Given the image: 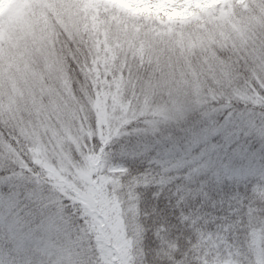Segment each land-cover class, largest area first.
<instances>
[{"label":"rangeland","instance_id":"obj_1","mask_svg":"<svg viewBox=\"0 0 264 264\" xmlns=\"http://www.w3.org/2000/svg\"><path fill=\"white\" fill-rule=\"evenodd\" d=\"M33 2L34 0H14L0 14V39L6 35L11 38L16 32H25L31 28ZM213 13L215 12H207L212 21L230 24L234 31L244 36L242 43L223 59L216 51H211V56L217 62V71L221 75L217 83L231 89L232 95L229 97L249 104L244 109H228L237 116H242L243 126L248 134L242 135L240 139V152L230 157L231 163L226 175L260 177L264 175L262 134L264 114L254 107L256 105L264 107V94L253 90L252 80L244 82L235 75L232 66L234 64L246 66L252 59L259 57L264 49L259 47V41L252 44L251 40H248L242 30L241 18L231 5L221 6L219 16H213ZM114 19L118 25L123 26L120 30L124 40L137 53V56L133 57L137 66L133 67L126 57H122L123 63L119 65L116 78L113 79V73L108 65L116 63L117 57L107 54L112 46L108 44V33L105 32L103 43L98 42L101 55L94 61V68L84 69L85 72L94 73L92 81L94 93L89 101L94 114L90 122L85 105L80 102L78 95L71 92L70 86L64 89L67 97L58 100V105H63L67 118L63 123L61 137L55 142L49 138L46 143L41 132L28 124L23 113L17 114L11 107L0 103V121L15 127L16 132L25 138L28 151L39 165L42 174L39 177L28 175L0 177V200L3 201V210L0 211L1 244L7 241L8 233L10 239L15 241L18 255L24 254V246L30 241L38 250L54 259L55 264H77L76 259L79 257L82 263L83 260H88L87 264H93L95 257L89 259L82 251L83 235L91 233L101 250L104 264L139 263L141 248L137 195L122 182V177L129 175L126 161L134 160L132 156L135 157L138 150L140 155L141 149L148 147L145 144L147 141L152 143L159 133L166 134V145H163L158 160L165 173L180 171L186 167L185 153L192 142V137L190 134V140L181 143L179 133L176 132L191 133L193 127L213 120H224L226 111L220 110L219 107L211 109H204L202 105L188 107L177 100L172 103L171 108L167 104L157 107L152 112V119L138 120L134 127L122 129L124 124L148 114L142 111L129 118L128 109L121 102L120 89L127 79L139 77L141 74L145 80L148 79L146 70L155 61V57L150 55L152 46L157 43H172L180 52L193 56L197 49H203L205 45L203 37L195 32L186 31L194 20L191 23L160 24L164 27L154 26L152 37H143L140 35L141 26L134 22L139 17L126 14L123 20L119 17ZM203 19L204 17L199 21ZM256 22L259 23L258 18ZM200 27L203 28L205 25L201 23ZM212 78L216 79L215 72L212 73ZM80 91L83 96L89 95L85 89ZM212 97L215 98V93ZM153 101L152 93L145 92L143 95L145 109L149 108ZM198 111L200 115L197 114ZM40 127L41 130L47 128L44 124ZM94 139L102 144L100 150L94 148L92 144ZM256 141L259 142V147ZM136 147L138 150H133ZM48 153H51V158ZM73 178L85 189L78 198V203L89 223L84 227L81 236L75 235L82 230L74 228L71 216L64 212L66 203L69 204L71 199L65 198V188L69 185L75 187ZM9 189L23 193L18 197L21 202L20 208L12 215L8 212L9 201L3 196ZM30 192L40 193L39 202L34 198H26ZM88 197L96 201L95 210L86 204ZM25 205L29 207L25 209ZM69 206L73 208L71 204ZM37 207H42L44 212L40 216L25 219L29 212ZM21 209L25 210L21 212ZM252 241L256 264H264V223L254 232ZM113 242L116 244L115 249L111 247Z\"/></svg>","mask_w":264,"mask_h":264},{"label":"clouds","instance_id":"obj_2","mask_svg":"<svg viewBox=\"0 0 264 264\" xmlns=\"http://www.w3.org/2000/svg\"><path fill=\"white\" fill-rule=\"evenodd\" d=\"M157 2L148 0L150 6ZM237 8L242 30L248 40L252 44L259 41V47L264 49V0L250 3L247 12H240L239 6ZM218 9L219 6L213 16L220 15ZM31 11V28L28 31L0 39V103L11 107L17 114L23 113L28 124L41 132L46 143L49 138L55 142L61 137L67 118L63 105H58V100L68 95L64 91L66 86H70L71 92L78 95L85 105L88 122L93 117L89 101L94 93V73L85 72L84 69L94 68V61L101 55L99 43H103L104 33H108V44L112 46L107 54L117 57L116 63L108 65L113 79L123 63L122 57H126L133 67L137 66L133 60L137 53L124 40L120 30L123 26L114 19H125V11L110 0H34ZM194 11L204 19L195 21L186 31L203 37L205 47L197 49L195 55L188 56L172 43L154 44L150 55L155 57V61L146 70L148 79L145 80L141 74L127 79L120 89L121 102L128 109L129 118L146 111L148 114L140 117V120L152 119V112L157 107L167 104L171 108L177 100L188 107H218L227 103V97L232 95L231 89L217 83L221 75L211 51H216L223 59L242 43L244 36L234 31L230 24L214 22L207 13L198 9ZM161 16L167 19L163 14ZM134 22L141 26L140 35L143 37H152L154 26L164 27L154 18L150 22L145 15ZM201 23L205 27L201 28ZM232 71L244 82L252 80L253 90L264 94V51L246 66L234 64ZM213 72L216 79L212 78ZM81 89H85L89 95L83 96ZM148 91L154 96V101L145 109L143 95ZM213 93L215 98L212 97ZM41 124L47 126L46 130H41ZM134 126L130 125L129 128ZM11 130L17 131L15 127ZM48 156L51 158V153ZM73 182L75 187L65 188V198H71L69 204L75 209L70 214L72 225L82 230L75 233L81 236L89 223L78 203L85 189L74 178ZM83 238L84 254L89 259L95 257L93 264H104L101 250L92 234H84ZM111 247L116 248L115 242Z\"/></svg>","mask_w":264,"mask_h":264},{"label":"trees","instance_id":"obj_3","mask_svg":"<svg viewBox=\"0 0 264 264\" xmlns=\"http://www.w3.org/2000/svg\"><path fill=\"white\" fill-rule=\"evenodd\" d=\"M13 1L0 0V14ZM110 2L120 5L128 16L140 18L145 15L150 22L154 18L159 24H182L203 18L194 9L207 13L216 12L217 6L231 5L238 15L237 6L240 12H247L250 3L261 0H158L154 6H150L148 0ZM161 14L167 19H163ZM248 106L240 99L227 97V103L218 107L225 112L230 108L244 109ZM254 108L264 114L263 106ZM138 120L140 118L124 124L122 129L129 128ZM11 129L10 125L0 121V177L41 176L40 167L29 153L25 138ZM177 133L181 143L190 140L191 133ZM166 137V134L159 133L152 143H145L148 147L141 149L139 145L140 155L137 147L134 148L138 150L135 157L132 156L135 159L126 161L129 175L122 177L124 186L137 195L141 248L137 264H256L252 238L264 223V175H225L223 182L217 184L215 177L209 174L205 179L211 183L203 190L210 197L206 199L200 188L199 175H194L189 181L186 167L170 173L162 169L158 159L163 145H166ZM92 144L95 149H101L100 141L94 139ZM86 204L94 210L97 207L92 197H88ZM74 210L66 203V214L70 215ZM7 236L5 244H1L0 239V264H55L54 259L30 241L24 246V254L18 255L15 241L8 233ZM76 261L77 264L88 262L83 260L82 263L80 257Z\"/></svg>","mask_w":264,"mask_h":264},{"label":"snow or ice","instance_id":"obj_4","mask_svg":"<svg viewBox=\"0 0 264 264\" xmlns=\"http://www.w3.org/2000/svg\"><path fill=\"white\" fill-rule=\"evenodd\" d=\"M190 132L192 142L185 153V170L188 172L189 181L193 179L194 175L200 176L201 191L206 199H210L208 193L203 191L211 183L205 177L211 174L215 177L217 184L223 182L231 163L230 157L240 152V139L242 135L248 133L243 126L242 116H237L231 110H226L223 121L213 120L210 123L201 124L199 127H193ZM21 194L23 193L13 192L12 189H9L7 193H3V196L9 201V215L14 214L20 208L21 202L18 197ZM26 198H34L39 202L41 195L38 192H30ZM28 207V205H25V209ZM25 209H21V212ZM2 210L3 201L0 200V211ZM42 212H44L42 207L32 209L25 219L40 216Z\"/></svg>","mask_w":264,"mask_h":264}]
</instances>
